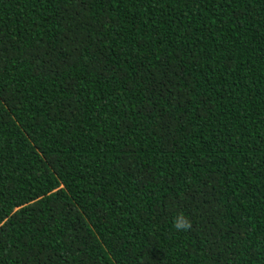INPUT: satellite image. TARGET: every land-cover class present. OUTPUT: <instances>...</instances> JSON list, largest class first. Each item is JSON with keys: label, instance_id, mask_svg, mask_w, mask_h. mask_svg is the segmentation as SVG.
Returning <instances> with one entry per match:
<instances>
[{"label": "trees", "instance_id": "obj_1", "mask_svg": "<svg viewBox=\"0 0 264 264\" xmlns=\"http://www.w3.org/2000/svg\"><path fill=\"white\" fill-rule=\"evenodd\" d=\"M0 264H264V0H0Z\"/></svg>", "mask_w": 264, "mask_h": 264}, {"label": "clouds", "instance_id": "obj_2", "mask_svg": "<svg viewBox=\"0 0 264 264\" xmlns=\"http://www.w3.org/2000/svg\"><path fill=\"white\" fill-rule=\"evenodd\" d=\"M172 227L177 232H183L190 230L192 228V223L190 218L183 212H177L172 218Z\"/></svg>", "mask_w": 264, "mask_h": 264}]
</instances>
